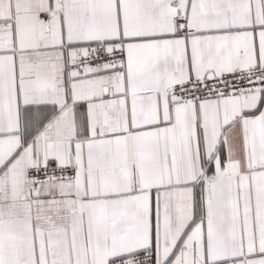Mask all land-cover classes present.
<instances>
[{
	"label": "snow or ice",
	"instance_id": "obj_1",
	"mask_svg": "<svg viewBox=\"0 0 264 264\" xmlns=\"http://www.w3.org/2000/svg\"><path fill=\"white\" fill-rule=\"evenodd\" d=\"M0 264H264V0H0Z\"/></svg>",
	"mask_w": 264,
	"mask_h": 264
}]
</instances>
